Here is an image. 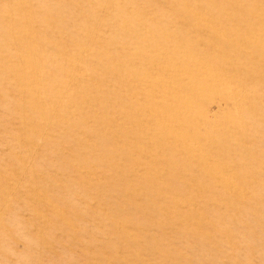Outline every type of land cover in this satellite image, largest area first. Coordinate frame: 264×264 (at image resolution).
<instances>
[{"label": "rangeland", "instance_id": "1", "mask_svg": "<svg viewBox=\"0 0 264 264\" xmlns=\"http://www.w3.org/2000/svg\"><path fill=\"white\" fill-rule=\"evenodd\" d=\"M0 264H264V0H0Z\"/></svg>", "mask_w": 264, "mask_h": 264}]
</instances>
